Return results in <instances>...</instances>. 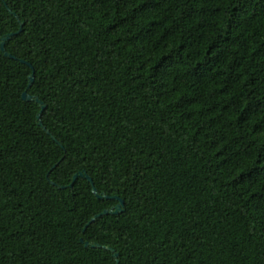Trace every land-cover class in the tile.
<instances>
[{"label": "trees", "instance_id": "obj_1", "mask_svg": "<svg viewBox=\"0 0 264 264\" xmlns=\"http://www.w3.org/2000/svg\"><path fill=\"white\" fill-rule=\"evenodd\" d=\"M0 264H264V0H0Z\"/></svg>", "mask_w": 264, "mask_h": 264}, {"label": "water", "instance_id": "obj_2", "mask_svg": "<svg viewBox=\"0 0 264 264\" xmlns=\"http://www.w3.org/2000/svg\"><path fill=\"white\" fill-rule=\"evenodd\" d=\"M10 38V36L9 37H7L5 40H7V39H9ZM2 49L5 51V42H3L2 43ZM9 57H12V56H10V55H8ZM33 81H34V78L32 77L31 78V83H33ZM30 86H31V84H30ZM23 99L24 100H31L32 99V97L31 96H29L27 93H24L23 94ZM38 102L39 103H41L39 100H38ZM45 110V106H43V109H42V112L40 113V115H39V118H41V115H42V113H43V111ZM41 126H43V124L41 123ZM87 178L91 183H92V185H93V189H94V193L98 196V198H100V199H103V198H107V199H117L118 201H119V204L116 206V208H115V211H114V214H118L119 212H121L122 211V208L124 207V205H125V203H124V201L122 200V199H120V198H113V197H108V196H105V194H103V195H99L98 194V191H97V189L95 188V185H94V183H93V179L91 178V177H89V176H87L86 175V173H79V174H77V175H75V177H74V183L77 181V179L78 178ZM74 183L71 185V187H73V185H74ZM111 213V211H105V212H103L102 214H100V215H98L96 218H99V217H101V216H106V215H109ZM96 218L95 219H93V221L92 222H94L95 220H96ZM91 222V223H92ZM83 241V240H82ZM90 246H92V247H101L100 245H97V246H95V245H91L90 243H86V247H90ZM107 250H110V251H112V252H115L114 251V249H111V248H106ZM116 257H119V255L118 254H116L115 255Z\"/></svg>", "mask_w": 264, "mask_h": 264}]
</instances>
